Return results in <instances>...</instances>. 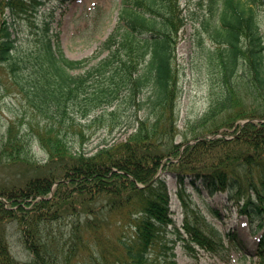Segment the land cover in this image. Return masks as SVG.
<instances>
[{
    "label": "trees",
    "instance_id": "obj_1",
    "mask_svg": "<svg viewBox=\"0 0 264 264\" xmlns=\"http://www.w3.org/2000/svg\"><path fill=\"white\" fill-rule=\"evenodd\" d=\"M181 1L121 0L113 30L81 60L62 53L46 23L29 58L32 74L19 84L47 159L21 186L0 189V264H177L176 244L191 258L203 250L229 264L245 243L190 208L189 188L200 196L226 191L244 198L239 213L261 232L254 264H264V38L258 21L264 0H185L184 7ZM39 3L0 0V66L11 63L14 29ZM192 5L200 11L198 43L211 67L210 103L188 127L189 137L176 143V45L186 19L194 18ZM241 87L255 108L244 107ZM101 122L132 131L125 140L84 150L81 123L90 129ZM78 139L79 148L73 146ZM11 147L16 156L24 152ZM166 175L174 177L185 209L180 226L170 217ZM10 229L27 261L12 255Z\"/></svg>",
    "mask_w": 264,
    "mask_h": 264
},
{
    "label": "rangeland",
    "instance_id": "obj_2",
    "mask_svg": "<svg viewBox=\"0 0 264 264\" xmlns=\"http://www.w3.org/2000/svg\"><path fill=\"white\" fill-rule=\"evenodd\" d=\"M40 2L15 27L13 37L16 40V48L13 59L11 63L0 66V189L11 185L21 186L25 180L36 174L34 165L36 167L42 165L47 159L45 151L39 147L34 135L33 128L38 127L35 125L36 117L28 98L20 90V84L26 83L29 74H32L34 61L31 62L29 58L31 54L35 58L40 41L45 36L46 23H51L52 39L55 33L58 34L62 53L68 59L81 60L98 51L105 37L113 30L121 0H40ZM181 3L184 7L185 0ZM192 8H195L194 18L186 19L176 45L175 64L178 82L174 111L177 116L176 128L180 132L174 138L176 143L183 142V134L189 137L188 127L193 126L207 111L210 103L211 67L207 64L205 45L198 43L200 32H196L198 24L194 19L198 18L200 11L196 9V5H192ZM258 21L264 38L263 9L259 11ZM201 34L205 40L204 34ZM249 93L242 87L238 91V94L245 98L242 103L244 107L255 108ZM142 114L143 111H140L138 116ZM106 117L105 114L104 118ZM41 123L42 121L39 124ZM81 125L84 127L79 129L86 136L81 144L88 152L103 141L125 140L132 131L126 128L127 126L109 129L104 122L95 123L90 129H87L88 123ZM10 129L11 134L8 135ZM5 144L21 146L24 152L21 150L16 156L15 149ZM73 144L79 148L80 139ZM16 157L21 160H15ZM167 180L171 190V215L179 225L183 217V207L176 196L174 180L169 175ZM188 194L191 196L190 206L198 208L207 220L218 228L217 230L223 234L226 231H235L245 243L246 250L242 255L232 252L230 264H254L256 238L260 233H254L255 224L249 225L247 219L239 213V205L244 198L228 192H217L214 195L203 192L201 196L192 192ZM8 232L12 255L18 261H27L29 255L23 250L18 234H14L12 229ZM174 251L177 264H224L203 250L198 251L197 258L186 255L179 244Z\"/></svg>",
    "mask_w": 264,
    "mask_h": 264
}]
</instances>
